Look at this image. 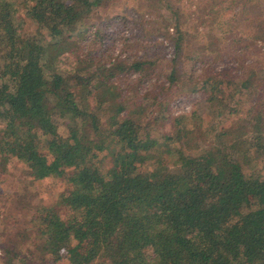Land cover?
I'll return each mask as SVG.
<instances>
[{
    "label": "trees",
    "instance_id": "obj_1",
    "mask_svg": "<svg viewBox=\"0 0 264 264\" xmlns=\"http://www.w3.org/2000/svg\"><path fill=\"white\" fill-rule=\"evenodd\" d=\"M200 2L191 24L168 0H138L126 34L111 0H0L4 264H264V65L238 74L188 41L199 25L224 40L243 16L259 48L264 10ZM196 89L209 118L202 102L169 113Z\"/></svg>",
    "mask_w": 264,
    "mask_h": 264
},
{
    "label": "rangeland",
    "instance_id": "obj_2",
    "mask_svg": "<svg viewBox=\"0 0 264 264\" xmlns=\"http://www.w3.org/2000/svg\"><path fill=\"white\" fill-rule=\"evenodd\" d=\"M114 2L117 6H119L117 9L121 10L123 12L127 13V22L126 24L123 25L121 28V32H124L126 34L134 33L135 28H131L132 22L135 21L133 19V11L137 10V1L138 0H111ZM170 4L173 6L174 10L177 12V14L180 17L183 16H189L191 24L194 17L198 16L200 11H199V6H200V0H192V3L190 4V0H181L178 2V0H168ZM260 4L263 7L264 10V0H259ZM193 4V5H192ZM195 4V5H194ZM188 8V9H187ZM204 10H206L204 8ZM217 9H214L212 13L206 15V20L208 21V26L210 27H216L218 22H217V17L219 15V12L216 11ZM196 11V12H195ZM233 12H238V8L235 10H232ZM195 12V14H194ZM222 15V13L220 14ZM243 16H238L237 21L239 22L238 26H233L229 23H222L221 27L224 26L226 28V32L224 33L226 35L225 39L222 40V35L219 32H216L215 29L207 30L204 32H200L202 29V26L199 25L197 26V29L191 28L189 30V35H188V41L191 42V46L194 47V49H198L201 51V54L204 52L209 53V47H214L213 50L221 49L223 53H227L228 56H230V62L227 63L228 67L229 66H237V73L240 74V72L244 69L247 68V66L252 65H264V43H259L261 47H258V45H252L249 42L250 37H246V35H250L251 33V26L246 25L242 21ZM122 19V18H118ZM116 19L115 21H117ZM151 28V27H149ZM218 38V39H216ZM75 42H78L79 45L81 46L84 43V39L81 37H75ZM217 41V45L211 44L213 41ZM187 41V42H188ZM219 41V42H218ZM264 42V40H263ZM120 44V43H119ZM119 44L115 45L114 52H118L120 50ZM166 47L165 51L167 53L171 52V43L170 41L165 42ZM72 49L74 50H79L80 47L76 46L75 43H73ZM197 53V52H195ZM56 64L58 67L61 68H70L74 64V56L71 54L69 51H66L62 54H59L57 59H56ZM257 68V67H256ZM129 77L132 78L130 75ZM202 95L203 91L202 90H193V91H182L178 92L171 100L169 101L167 105V109L169 113L176 115V114H181V113H189L192 111L194 108L198 107L200 108L201 102H202ZM202 105L207 109L208 114H206L207 118H209L213 112V108L216 106H206L203 102ZM260 118L259 116L254 117L252 121V128L257 129V131H262L264 128V120ZM169 124H166V127H168ZM13 177H18L19 175L17 174L16 171L12 172ZM50 180V179H49ZM38 184H31L29 188L35 189ZM1 247H0V254H1ZM0 264H4L2 262V259L0 257Z\"/></svg>",
    "mask_w": 264,
    "mask_h": 264
}]
</instances>
